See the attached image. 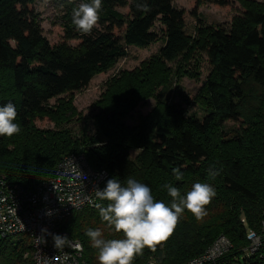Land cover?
Here are the masks:
<instances>
[{
  "label": "trees",
  "instance_id": "obj_1",
  "mask_svg": "<svg viewBox=\"0 0 264 264\" xmlns=\"http://www.w3.org/2000/svg\"><path fill=\"white\" fill-rule=\"evenodd\" d=\"M35 1L0 0V106L15 105L14 122L21 129L0 137V172L31 185L51 177L63 154L83 152L92 168L108 171L102 188L108 179L126 186L131 178L146 183L153 197L169 206L165 184L182 195L197 182L215 188L202 221L185 210L168 241L155 252L145 248L133 264L150 258L158 264L180 263L219 234L235 249L248 244L249 231L264 234V0H235L240 11L228 24H206L197 16L192 33L174 0H102L99 25L90 36L75 29L71 16L79 5L67 1L65 35L57 43L44 36ZM194 1L227 5L226 0ZM73 39L76 44L69 43ZM157 41L162 44L152 56L107 82L95 101L97 133L73 135L66 125L77 115L72 93L124 57L127 47ZM200 53L211 68L194 97L203 111L198 117L156 89L168 87L173 75L196 77L187 65ZM150 97H156L152 109L126 124L128 112ZM45 118L53 128L35 125ZM226 120L237 125L225 129ZM174 168L182 179H176ZM209 168L219 172L214 179ZM89 228L100 229L105 239H122L123 233L102 221L96 207L74 211L60 222L61 232L82 244L83 259L99 264L98 250L85 235ZM259 252L243 262L264 264V244ZM31 253L25 234L0 238V264H33Z\"/></svg>",
  "mask_w": 264,
  "mask_h": 264
},
{
  "label": "built area",
  "instance_id": "obj_2",
  "mask_svg": "<svg viewBox=\"0 0 264 264\" xmlns=\"http://www.w3.org/2000/svg\"><path fill=\"white\" fill-rule=\"evenodd\" d=\"M108 175L104 168H92L83 152L63 154L51 177L31 185L13 182L0 172V238L27 235L33 264H88L80 241L69 238L70 246L57 250L52 235L67 236L59 230L60 222L74 211L100 203L94 190L103 189ZM247 239V245L235 249L225 234H219L201 253L177 264H231L248 258L259 252L264 234L249 231ZM143 264L158 262L150 258Z\"/></svg>",
  "mask_w": 264,
  "mask_h": 264
},
{
  "label": "clouds",
  "instance_id": "obj_3",
  "mask_svg": "<svg viewBox=\"0 0 264 264\" xmlns=\"http://www.w3.org/2000/svg\"><path fill=\"white\" fill-rule=\"evenodd\" d=\"M102 10V0L80 3L72 10L71 22L78 32L90 36L99 25ZM16 117L13 103L0 106V137L10 138L20 132V126L14 122ZM173 173L176 179H182L179 168H174ZM218 174V171L209 168L208 175L211 178L214 179ZM164 187L172 198L170 206L156 200L146 183L131 178L127 180L126 186L111 178L103 189L94 190L97 200L108 202L104 206L90 201L98 209L101 220L114 228L116 233H123L124 237L105 239L100 229L89 228L86 231L91 247L98 250L99 264H133L145 248L155 252L174 234L185 210L202 221L208 215L207 207L216 195L215 188L208 183H194L185 195L171 184H165ZM52 238L57 250L70 246L67 236L53 234Z\"/></svg>",
  "mask_w": 264,
  "mask_h": 264
},
{
  "label": "rangeland",
  "instance_id": "obj_4",
  "mask_svg": "<svg viewBox=\"0 0 264 264\" xmlns=\"http://www.w3.org/2000/svg\"><path fill=\"white\" fill-rule=\"evenodd\" d=\"M67 1H75L76 5L83 3L82 0L35 1V9L39 14L40 26L44 36L50 43L61 41L65 35L64 25L66 21L64 15L67 11ZM226 2L227 5L219 6L208 2H202L196 5L194 0H174V5L177 8L183 9L186 31L192 33L194 26L197 24V16L206 24H228L232 16L240 11V6L235 0H226ZM155 26V28L159 30L160 26L158 22H156ZM69 43L76 44L77 41L73 39L70 40ZM161 44V41H157L146 47H127V54L124 57L118 59L109 69L95 74L85 87L72 93V103L76 108L77 115L66 125L71 129L73 135L81 136L84 134L92 135L97 133L95 115L100 112V108L95 104V101H97L106 90L107 82L112 77L118 75L122 70L131 71L138 67L142 61L152 56ZM210 68L211 65L205 53H200L196 61L191 60L187 65V69L197 74L196 77L189 76L188 74L181 75L180 77L173 75L171 84L165 88L159 86L156 89V93L157 95L167 98L169 102L179 103L186 109L187 113H194L200 117L203 111L194 100V97L208 75ZM67 94L68 93L64 96H67ZM53 101L54 99L51 100V102ZM155 101L156 97H150L142 104H137L124 117L125 123L129 125L136 123L139 115H144L149 112L154 106ZM35 125L42 129L54 127L53 122L47 118L36 121ZM235 125H237V123L235 124L232 120H226L223 123L225 129L234 127ZM135 153L136 151H132V155ZM231 264L245 263L240 257Z\"/></svg>",
  "mask_w": 264,
  "mask_h": 264
}]
</instances>
